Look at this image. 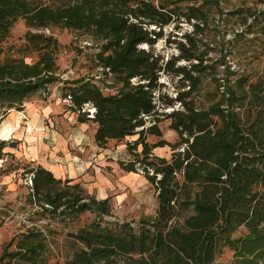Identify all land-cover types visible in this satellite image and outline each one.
Instances as JSON below:
<instances>
[{
    "label": "trees",
    "instance_id": "1",
    "mask_svg": "<svg viewBox=\"0 0 264 264\" xmlns=\"http://www.w3.org/2000/svg\"><path fill=\"white\" fill-rule=\"evenodd\" d=\"M220 1L72 0L53 8L33 6L29 0H0V41L22 17L28 28H36L25 36L39 53L32 63L24 58L0 61L2 117L12 108L22 111L33 94L40 90L46 94L48 85L60 81L59 95L68 100L76 122L95 124L93 138L98 147L137 135L128 147L135 150L140 145L139 155L120 162V167L137 172L135 163H143L145 177L157 192L156 217L143 219L136 230L130 223L112 230L94 221L72 233L76 249L64 264H214L219 246L233 251L229 264H264V112L253 114L245 124L240 120L236 107L242 96L230 84L229 77L236 71L226 64V54H221L225 75L218 83L222 99L202 108L180 93L174 99L180 109L165 114L179 140H146L149 134L160 135L157 118L146 125V117L155 113L153 93L160 75H181L190 92L198 93L210 67L191 34H184L179 42L181 54L173 60L140 47L152 46L161 36L150 26L160 30L179 10L178 3L185 2L190 4L188 19H197L195 27L203 32L211 7L219 8ZM247 10L255 16L250 7ZM49 26L95 35L100 40L97 74L70 80L56 76V40L50 31H41ZM179 59L189 63L170 65ZM236 82L242 86L246 80L240 76ZM4 144L0 141V149ZM164 145L172 150L169 159L152 153L154 147ZM26 170L31 180L28 199L38 201L45 212L60 208V213L93 211L103 216L109 212L107 198L86 193L79 183L65 179L61 186V178L40 164ZM176 208L190 212L180 215L181 221L174 220ZM242 227L246 232L233 236ZM11 245L14 249L9 250ZM45 247L41 232L28 229L5 244L0 264H46Z\"/></svg>",
    "mask_w": 264,
    "mask_h": 264
},
{
    "label": "rangeland",
    "instance_id": "2",
    "mask_svg": "<svg viewBox=\"0 0 264 264\" xmlns=\"http://www.w3.org/2000/svg\"><path fill=\"white\" fill-rule=\"evenodd\" d=\"M29 1L33 6L55 8L67 5L72 0ZM154 4H157V0H154ZM178 5L179 10L172 15L168 24L160 30L155 25L150 26L161 33L155 43L152 46L143 43L140 47L164 60H173L181 54L179 42L184 34H191L198 45V52L203 53L204 63L210 67L202 76L198 93L190 92L188 82L181 75L166 72L160 75L158 88L153 93L155 113L146 117V125L153 123L154 118L158 119L160 135H147L149 143L160 139L170 143L179 140L165 114L180 109L179 103L174 101L180 93L202 108L222 99L221 87H218L225 75L221 54H226V64L236 71L229 79L237 94L242 96L236 107L240 120L245 124L253 114L264 112V1L221 0L219 8L211 7L208 26L203 32L195 27L197 19H188L186 15L190 4L181 2ZM206 5L208 7L210 4ZM247 7L254 11V17L249 15ZM48 29L50 36L56 40V76L70 80L97 74L95 56L100 40L95 35L85 30L55 26ZM28 30L35 32L36 28H28L22 17L15 20L8 35L0 41V61L5 58H24L27 63L37 60L38 51L26 41L25 33ZM240 32L242 35L235 37ZM188 63L179 59L170 65ZM240 76L246 80L242 86L236 82ZM61 86L60 81L50 84L46 94L40 90L23 104L25 112H21L25 114L24 121L28 120L31 106L50 109L44 115L43 128L32 125L33 129L26 131L20 125L14 134L3 133L5 116L0 120V141L5 142L0 149V253L13 236H19L28 229L38 230L45 237L46 264H64L76 249L71 234L80 228L98 221L101 226L112 230L123 223H130L136 230L143 219L150 221L156 217L158 207L155 185L145 177L143 163H135L137 172H127L120 167V162L128 163L139 155L140 145L135 150L128 147L137 135L121 140L112 139L104 148L98 147L93 138L95 124L76 122V113L69 110L68 100L59 95ZM11 111L16 110L12 108ZM171 152L167 145L152 149L154 156L166 159L170 158ZM39 159L63 168L65 173L60 177L61 186L64 185L63 180L70 179V184L79 183L86 193L98 199L107 198L109 212L103 216L93 211L60 213L61 208L55 212H45L38 201H29L31 185L26 169L35 167ZM176 210L174 220L180 221V215L190 212L179 208ZM245 232L242 227L233 236ZM11 249H14V245L9 247ZM232 254L233 251L227 246H219L214 264H229Z\"/></svg>",
    "mask_w": 264,
    "mask_h": 264
},
{
    "label": "crops",
    "instance_id": "3",
    "mask_svg": "<svg viewBox=\"0 0 264 264\" xmlns=\"http://www.w3.org/2000/svg\"><path fill=\"white\" fill-rule=\"evenodd\" d=\"M31 106V105H30ZM37 109V110H36ZM25 109H23L24 111ZM50 109H47L45 107H41V108H36L35 106H31L30 109H28V120L24 121L23 117H25L24 112L21 111H11L8 112L7 115L5 116L4 120H3V125H2V131L3 133H13L15 132L16 129H18V126L22 125L23 129H26V131H29L30 129L32 130V125H35L36 127H41L43 128V120H44V115L45 113H47ZM39 112V113H37ZM18 158V156H17ZM34 158H36V156H34ZM33 158V160H34ZM40 164L43 167H45L46 169L50 170L54 176L56 178H60L61 175H63L65 172L63 170V168H60L57 164H53V163H48L47 161H43L41 159H39L36 162V165ZM75 169V168H74ZM78 169L80 170V168L78 167ZM80 180V178H79ZM83 185H87L84 184Z\"/></svg>",
    "mask_w": 264,
    "mask_h": 264
},
{
    "label": "built area",
    "instance_id": "4",
    "mask_svg": "<svg viewBox=\"0 0 264 264\" xmlns=\"http://www.w3.org/2000/svg\"><path fill=\"white\" fill-rule=\"evenodd\" d=\"M41 31H44L45 33H49V29L48 28H45V29H43V30H41ZM100 69H102V68H100ZM89 111H90V115H92V113H93V111H94V109L93 108H90V109H88ZM2 119V115H1V112H0V120ZM29 183L31 184V180H30V177H29Z\"/></svg>",
    "mask_w": 264,
    "mask_h": 264
}]
</instances>
